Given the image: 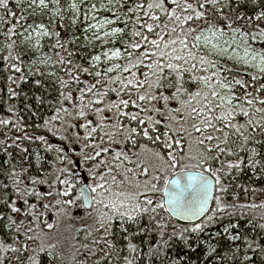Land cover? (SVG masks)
<instances>
[{
  "label": "snow or ice",
  "instance_id": "1",
  "mask_svg": "<svg viewBox=\"0 0 264 264\" xmlns=\"http://www.w3.org/2000/svg\"><path fill=\"white\" fill-rule=\"evenodd\" d=\"M0 113V264H264V0H0Z\"/></svg>",
  "mask_w": 264,
  "mask_h": 264
},
{
  "label": "trees",
  "instance_id": "2",
  "mask_svg": "<svg viewBox=\"0 0 264 264\" xmlns=\"http://www.w3.org/2000/svg\"><path fill=\"white\" fill-rule=\"evenodd\" d=\"M0 114H2V113H0ZM53 139V142L54 143H60V141L58 140V139H56L55 137H53L52 138ZM38 143V142H37ZM66 148H67V146H65ZM0 155H3L2 153H0ZM257 202H259V201H257ZM43 220H45V218L43 217L42 218V223H43ZM180 223H182V222H180ZM56 228H58V227H56ZM45 231H47V230H45ZM64 232H66V233H68V234H63ZM64 232L62 231V236H67L68 238L72 235L71 234V232L69 231V227H67L65 230H64ZM60 233H56V231H55V229H53V230H51L50 232H49V235H50V240H49V243H58L59 242V246L61 247V248H64L65 249V251H66V253L68 252V251H70V249L67 247V245L68 244H70V240L68 239V241H63L62 240V238H61V242L58 240V236L57 235H59ZM46 259V261H47V259H50V258H45Z\"/></svg>",
  "mask_w": 264,
  "mask_h": 264
},
{
  "label": "rangeland",
  "instance_id": "3",
  "mask_svg": "<svg viewBox=\"0 0 264 264\" xmlns=\"http://www.w3.org/2000/svg\"><path fill=\"white\" fill-rule=\"evenodd\" d=\"M66 150H67V148H66ZM50 216H51V214H49V216H45V217H44L45 220H47L48 223H54V224H56V220H55L54 218H50ZM73 226L78 227L79 224L77 223V224L73 225V222H72V221H69V220H67V219H65L63 222L59 223V224L57 225L58 228H54L55 231H56V233H60L59 235H57V236H58V240L60 241L61 238H62L63 241H68V237H67V236H62V231L64 232V230H65L67 227H69V229H70V228H72ZM45 230H47V229H45ZM47 231H49V230H47ZM63 234H68V233L64 232ZM71 234H72V233H71ZM50 238H51V237H50V235H49V239H48V241H47L48 243H49ZM60 242H61V241H60Z\"/></svg>",
  "mask_w": 264,
  "mask_h": 264
},
{
  "label": "water",
  "instance_id": "4",
  "mask_svg": "<svg viewBox=\"0 0 264 264\" xmlns=\"http://www.w3.org/2000/svg\"><path fill=\"white\" fill-rule=\"evenodd\" d=\"M182 223H184L183 221H181Z\"/></svg>",
  "mask_w": 264,
  "mask_h": 264
}]
</instances>
